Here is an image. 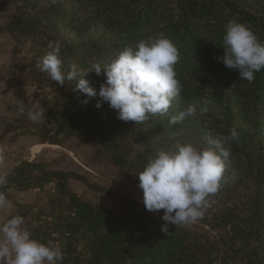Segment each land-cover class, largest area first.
<instances>
[{
    "label": "trees",
    "instance_id": "trees-1",
    "mask_svg": "<svg viewBox=\"0 0 264 264\" xmlns=\"http://www.w3.org/2000/svg\"><path fill=\"white\" fill-rule=\"evenodd\" d=\"M25 4L34 13H28L29 20L22 18L25 11L13 17L9 30L28 33L36 47L59 41L66 72L73 65L87 71L93 63H106L125 47L135 48L139 41L163 33L180 52L175 71L182 84L177 97L181 110L195 105L196 117L207 126L201 146L196 147L206 146V135H228L233 128L239 134L231 144L226 180L210 197L220 203L219 208L187 226L169 224V234L161 231L165 222L158 215L126 195L121 196L122 213L109 211L79 198L67 184L68 173L48 171L40 164L17 166L7 175L9 185L26 190L54 184L53 209L55 204L62 206L51 221L32 227L33 238L45 244L58 242L63 264H264V140L258 137L264 123V69L249 83L240 80L238 70L217 60L224 54L222 37L229 20L250 25L264 43V0H26ZM66 22L78 40L58 36V25ZM95 29L111 38L91 39ZM46 77L56 93L43 122L50 132L41 137L47 141L58 143L61 135L92 143L107 152L114 167L136 180L149 159L162 149L175 150L172 144L182 134L170 133L169 128L185 120L170 124V118L150 115L142 123L125 122L108 102L97 108V102L74 91L76 81L66 79L58 85ZM84 77L95 90L106 79L94 72Z\"/></svg>",
    "mask_w": 264,
    "mask_h": 264
},
{
    "label": "clouds",
    "instance_id": "clouds-1",
    "mask_svg": "<svg viewBox=\"0 0 264 264\" xmlns=\"http://www.w3.org/2000/svg\"><path fill=\"white\" fill-rule=\"evenodd\" d=\"M222 40L224 54L217 60L238 70L240 80L253 82L255 74L264 69V43L250 25L235 19L227 22ZM48 48L50 51L37 65L41 72H46L58 85H64L66 79L76 81L73 90L87 97H95L97 92L84 75L89 72L97 76L103 74L106 79L101 83V101L96 107L108 102L117 111V118L125 122L138 124L150 115H167L182 92L175 71L180 52L163 33L139 41L135 48L125 47L110 63L95 62L82 72L75 65L71 71L63 69L59 41H50ZM83 103L87 104L88 100ZM23 111L21 108V114ZM44 113L45 109L37 106L28 112V118L36 121ZM194 115L196 106L190 105L171 116L169 123L179 124L187 116ZM238 139L239 134L233 128L228 135L215 138L206 135L203 148L178 142L174 151H160L137 173L145 209L150 212L163 210L161 219L165 223L161 231L169 234V224L187 226L204 216L211 206L210 197L218 193L226 180L224 173L230 163L231 144ZM7 183V176L0 175V186ZM9 204L6 194L0 191V209ZM64 258L58 243L50 240L45 244L34 239L24 226L22 216L14 215L0 225V264H63Z\"/></svg>",
    "mask_w": 264,
    "mask_h": 264
},
{
    "label": "rangeland",
    "instance_id": "rangeland-1",
    "mask_svg": "<svg viewBox=\"0 0 264 264\" xmlns=\"http://www.w3.org/2000/svg\"><path fill=\"white\" fill-rule=\"evenodd\" d=\"M25 2L26 0H0V175L7 176L17 166L25 163L40 164L48 171L68 173L67 184L79 198L100 204L109 211L122 213L125 206L122 204V195H126L130 201H136L141 208L145 207L139 179L136 180L131 173L114 167L107 152L74 137L63 138L60 135L57 137L58 143H51L41 137L43 132L49 131L43 122L56 93L55 89L49 86L50 80L46 77L48 74L41 72L37 67L49 51L47 45L36 47L35 42L26 35L28 33L21 34L18 28L15 32L9 30L8 25L13 21V17L17 18L25 11L22 18L28 19V13H34L33 9L30 10L31 5ZM70 11L72 13L73 9ZM82 15L83 10H79L78 17ZM69 28L68 23L59 24L58 36H65L69 41L78 40L79 35L70 32ZM17 33L20 35L17 36ZM92 34L96 35L90 36L95 40L111 38L109 33L98 32L96 29ZM120 52L105 62L110 63ZM83 78L87 80V77ZM89 85L92 87L90 82ZM96 92L95 97H88L89 102L101 101L99 90L96 89ZM37 106L43 107L45 113L40 119L32 121L28 118V112ZM21 108L24 109L23 114L20 112ZM181 111V104L176 98L167 115L155 117L171 118ZM187 117L180 126L169 128L170 133L182 134L177 142L172 144L173 150L178 142L201 146L199 140H203L207 126L196 115ZM261 120L264 121V117ZM160 124L164 128L163 122ZM260 128L258 137L264 140V123ZM125 173L130 176L127 177ZM40 186L26 190H17L9 183L0 186V191H3L10 201L8 207L0 209V225L14 215L24 218V226L29 231L32 227L51 221L55 211L62 206L55 204L53 209L50 199L57 196L54 184L41 183ZM210 204L204 216L220 206L216 200H210ZM153 213L161 218L163 210Z\"/></svg>",
    "mask_w": 264,
    "mask_h": 264
}]
</instances>
